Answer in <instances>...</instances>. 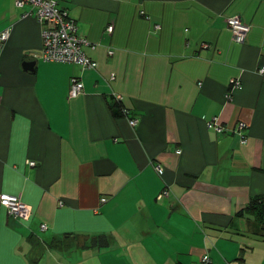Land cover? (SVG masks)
<instances>
[{"label": "crops", "instance_id": "obj_1", "mask_svg": "<svg viewBox=\"0 0 264 264\" xmlns=\"http://www.w3.org/2000/svg\"><path fill=\"white\" fill-rule=\"evenodd\" d=\"M58 6L95 70L42 62L34 10L0 0V33L11 29L0 43V194L27 209L16 219L0 207V264H199L203 254L264 264L260 224L236 215L264 201V0ZM233 16L250 28L243 44ZM72 78L83 91L70 99ZM116 97L124 117L112 115ZM213 119L222 133L207 128Z\"/></svg>", "mask_w": 264, "mask_h": 264}, {"label": "built area", "instance_id": "obj_2", "mask_svg": "<svg viewBox=\"0 0 264 264\" xmlns=\"http://www.w3.org/2000/svg\"><path fill=\"white\" fill-rule=\"evenodd\" d=\"M58 1L59 0H14L16 6L23 7L27 5L35 12V17L41 27L42 38V50L37 57L45 63H68L78 65L84 70H95L97 68V63L84 53V48H91V46L88 41L79 36L76 23L59 8ZM226 23L231 31L233 42L243 44L250 28L244 25L237 16L227 18ZM155 29H159V26H156ZM106 31L111 33L112 26H108ZM10 32L11 29L7 28L0 33V43L7 40ZM259 73L264 75V67L259 70ZM231 85L234 88L240 86L238 81H232ZM82 91L83 83L80 79L72 78L70 80L68 97L70 99L76 98ZM115 99L120 101L119 97ZM124 113L127 115L126 111ZM129 123L131 126H135L137 120L132 119ZM244 127V124L240 123L237 127L238 133H240ZM207 128L219 134L223 132L217 119L208 122ZM245 142L246 138L241 135L240 143L244 144ZM155 170L159 176L163 174V170L159 165L155 167ZM167 194L168 193L164 190L157 199L159 200L167 196ZM101 201L104 202L105 199ZM0 207L5 208L9 216L16 219L24 218L27 214L25 205L17 196L0 194ZM41 228L43 230L46 229L44 225L41 226ZM199 264L212 263L209 256L203 254L200 257Z\"/></svg>", "mask_w": 264, "mask_h": 264}, {"label": "trees", "instance_id": "obj_3", "mask_svg": "<svg viewBox=\"0 0 264 264\" xmlns=\"http://www.w3.org/2000/svg\"><path fill=\"white\" fill-rule=\"evenodd\" d=\"M111 112L114 118H120L125 116V111L123 110L124 108L121 106L120 102L115 100L114 98L111 99ZM238 217H252L255 221H257L262 230V235L264 238V201L260 197H255L250 200L248 205L239 211L236 214ZM100 241L96 242L92 240V245L93 247L100 245ZM212 263V262H211Z\"/></svg>", "mask_w": 264, "mask_h": 264}, {"label": "water", "instance_id": "obj_4", "mask_svg": "<svg viewBox=\"0 0 264 264\" xmlns=\"http://www.w3.org/2000/svg\"><path fill=\"white\" fill-rule=\"evenodd\" d=\"M33 66H34V64H32V63H25L23 65V70H25V71H32V67Z\"/></svg>", "mask_w": 264, "mask_h": 264}]
</instances>
